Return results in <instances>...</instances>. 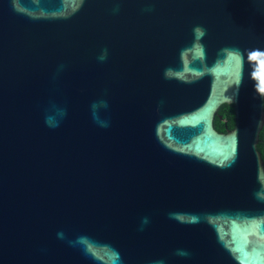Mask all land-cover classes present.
I'll list each match as a JSON object with an SVG mask.
<instances>
[{"label":"water","instance_id":"obj_1","mask_svg":"<svg viewBox=\"0 0 264 264\" xmlns=\"http://www.w3.org/2000/svg\"><path fill=\"white\" fill-rule=\"evenodd\" d=\"M263 127L264 0H0V264H264Z\"/></svg>","mask_w":264,"mask_h":264},{"label":"trees","instance_id":"obj_2","mask_svg":"<svg viewBox=\"0 0 264 264\" xmlns=\"http://www.w3.org/2000/svg\"><path fill=\"white\" fill-rule=\"evenodd\" d=\"M219 114L222 118L217 117L215 120V127L220 132H225L228 129H232L235 126L234 106L230 104H224ZM258 150L261 152L264 160V127L260 133V142L258 144Z\"/></svg>","mask_w":264,"mask_h":264},{"label":"clouds","instance_id":"obj_3","mask_svg":"<svg viewBox=\"0 0 264 264\" xmlns=\"http://www.w3.org/2000/svg\"><path fill=\"white\" fill-rule=\"evenodd\" d=\"M101 59H104V57L102 56ZM106 106V105H105ZM97 107V105H93V109L95 110V108Z\"/></svg>","mask_w":264,"mask_h":264}]
</instances>
